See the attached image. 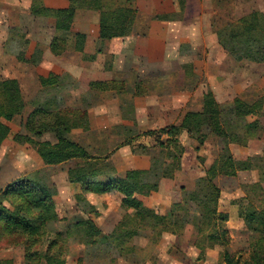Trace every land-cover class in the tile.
Segmentation results:
<instances>
[{
    "label": "trees",
    "instance_id": "1",
    "mask_svg": "<svg viewBox=\"0 0 264 264\" xmlns=\"http://www.w3.org/2000/svg\"><path fill=\"white\" fill-rule=\"evenodd\" d=\"M68 1L70 4L66 8H51L43 0H30L29 11L33 16L54 19L55 33L49 43L53 55L65 52L71 38L67 36L69 32L74 39L73 49L83 51L85 35L71 30L78 8L98 12L101 41L128 35L133 30L130 22L134 21L138 10L131 0H106V3L105 0ZM215 34L221 46L236 61L264 64V12L252 11L234 22H227L223 28H215ZM37 51L38 55L34 54ZM40 53L41 50H34L27 59H23V53L16 54V57L36 64ZM182 67L185 75L192 72L186 65ZM38 79L41 87L47 88L58 78L48 74ZM138 84L132 97L145 91L141 87L143 81L138 80ZM111 85L118 93H126L129 89L125 88L124 80L118 79L90 81L89 88L104 91ZM58 100L62 102V96ZM201 103V110L187 111L178 125L139 131L134 128L132 99L126 102L127 107H121L123 119L132 124L121 125L133 127L136 133L130 134L117 147L129 145L133 153L148 155L150 164L145 169H130L124 176L116 175L111 152L103 158L92 156L70 137L73 129H90L87 107L58 106L51 98L34 103L22 122V130L16 132L12 140L32 146L44 167L75 163L67 168L66 179L69 183H80V192L74 195L75 204L87 217L66 222L56 210L55 187L29 176L13 180L0 189V253L21 247L26 264H66L69 244L73 241L83 245L77 264H82L86 258L98 259L102 264H119L121 258L132 264H143L155 261L156 253L150 251H155L165 233L180 236L191 225L190 244L199 250L196 260L203 261L207 249L220 247V262L223 264H264V143L260 155L236 157L229 149L230 144L245 146L264 137V124L260 120L264 114V96L252 103L239 96L219 103L213 93L206 90ZM25 105L18 80L0 79V146L11 131L8 122L21 114ZM183 134L195 139L198 145H202L209 135L215 136L217 156L203 175L194 180L192 189L181 187V199L172 204L169 213L159 214L146 206L140 196L156 191L160 179L173 178L180 169ZM140 136L152 137L153 144L149 147L139 144V150H136L131 138ZM243 170H253L257 174L255 181L240 185L244 195L231 200L238 207L246 231L257 233L245 259L235 257L229 250L230 236L225 225L228 213L219 209L221 189L216 181L219 176L233 177ZM111 191L122 195L120 205L125 212L108 233L101 235V229L88 215L89 212L97 213L96 207L85 195ZM255 198L260 201V208L254 206L252 200ZM135 237L146 240V244H136L133 242ZM13 261L12 256H0V264H13Z\"/></svg>",
    "mask_w": 264,
    "mask_h": 264
},
{
    "label": "crops",
    "instance_id": "2",
    "mask_svg": "<svg viewBox=\"0 0 264 264\" xmlns=\"http://www.w3.org/2000/svg\"><path fill=\"white\" fill-rule=\"evenodd\" d=\"M0 1L3 2L0 13H2L4 19L0 22V29L6 32V37L0 34L1 47L5 46L6 41H9L8 44L10 43L7 38L12 36L11 30L13 32L14 29L20 31L21 26L24 25L21 20L25 18L27 22L30 19L38 22L37 25L33 23L32 29L27 28L28 33L25 34V38L28 39V48H26L22 57L27 59L34 52V49L40 46V59L36 64L19 59V63L30 64V67H20L17 74L12 75L18 80L22 96L23 93H29L27 91L29 88L24 80L31 79L30 76L32 77V75L35 89L41 88L38 82L39 76L46 77L48 74H53L59 78V76L65 75L72 80L74 79L76 84L66 87L64 92L65 94L73 93L81 100L83 94L89 90L90 81L109 80L114 75L132 73L136 80L143 81L141 87L145 90L142 95H135L131 98L135 118L134 128L139 131L178 125L187 111L201 110L202 96L206 90H210L219 103L221 102L218 99V90L223 91L225 98L231 94H239L246 86L240 88V84L234 83V81L243 82L244 80L247 82L250 81L251 76L237 72L238 68L241 70L244 63L246 65L264 66L262 63L251 61H236L221 46L216 34L211 29V14L213 13L211 0H186L182 19L160 25L161 32L159 34L153 31L154 25L151 24L145 34L130 33L104 41L99 39L98 12L88 9H76L71 30L83 33L86 38L83 51H75L76 54H73V59L64 53L57 56L53 55L49 50V43L55 33L54 19L52 20L49 17V23L45 26L40 20L42 17L38 18L39 20L35 19L29 11L30 0ZM145 3L150 4L152 7L156 6L154 0H145ZM44 4L51 8H66L70 3L68 0H44ZM243 4L249 6V9L239 13L240 15L237 17L257 9L264 11L262 3H258L259 8H255L256 0H242L236 6L243 7ZM136 5L139 7L138 10L149 12L146 8L142 9L140 7V0H136ZM161 10L169 13L173 8H161ZM44 37L45 40H43ZM181 47L187 50L181 52ZM2 52L6 53L4 49ZM84 53L93 55L84 59ZM186 62L193 65L192 72L188 76L185 75L182 67ZM198 75L205 81L203 87L199 83ZM189 77H192L194 81L190 86H187V78ZM172 80L174 81L172 82ZM146 83H151V86L147 85L145 87ZM116 95L119 94L116 93ZM235 96H232V98ZM120 102L121 100L118 97L113 108L114 111L112 110L111 113L105 103L97 104L95 110L98 114L103 113L97 117L98 127L125 123ZM88 118L90 124H92L93 119L90 111H88ZM128 122V124H132L130 121ZM208 138L216 141L215 136L211 135ZM207 139L202 145H198L195 139L184 134L181 136L184 145L181 167L175 172L173 178L160 179L156 191H152L147 196H140L146 206L154 209L159 214L169 213L172 204L181 199V187L191 188L193 180L203 175L205 168L217 156L216 154L205 167L195 162L196 148L198 147V150L202 149L208 142ZM254 142L260 141L253 140L245 146L230 144L229 149L232 153L260 155L262 148L256 152H251ZM110 159L117 176H124L126 171L130 169H145L150 164L148 155L133 153L129 145H121L115 148L110 154ZM39 167L36 169H39ZM237 176L242 179L240 181L243 183L253 182L257 178L256 171L253 170L238 171ZM221 178L222 176H219L217 180ZM80 186V183H66L65 192H61L66 194V197L73 200L75 204L74 195L80 192ZM220 189L219 209H223L228 213L225 225L233 242L240 232H244L246 227L243 219L239 216L237 205L232 204L231 200L243 196L244 193L238 186H225L220 187ZM85 196L96 207L97 211L104 210L103 213L109 215V218L104 220L103 227L99 222H96V218H92L101 229V235L108 233L125 212L120 205L122 195L116 191H111L98 194L88 193ZM56 197L54 199L58 201ZM76 208L78 209L77 206ZM80 212L82 218L87 217L81 210ZM189 226L191 225H188L180 236L165 233L156 245L155 261H145L143 264H195L199 250L188 243L190 237ZM136 238L142 239L141 237ZM179 241L180 246L176 245ZM135 243L137 242L135 241ZM143 243L137 244L143 245ZM218 254L219 249L216 247L207 249L205 259L200 261L199 264H215L218 260ZM67 261L68 257L66 264ZM123 261L126 262L125 264H132L130 260L123 259Z\"/></svg>",
    "mask_w": 264,
    "mask_h": 264
},
{
    "label": "rangeland",
    "instance_id": "3",
    "mask_svg": "<svg viewBox=\"0 0 264 264\" xmlns=\"http://www.w3.org/2000/svg\"><path fill=\"white\" fill-rule=\"evenodd\" d=\"M192 1V0H191ZM44 2V0H43ZM156 6H151L150 4H146L145 0H140V7L142 9L146 8L149 12L140 11L138 10L139 7L136 5V0H131V3L134 7L137 8L138 13L135 14L134 21L130 22V27L132 30L131 33H137V34H145L149 28V25H154V32L156 34H159L161 32L160 25L165 24L166 22H174L182 19L185 11V3L186 0H154ZM242 2V0H211L212 11L211 14V29L212 32L215 33L216 29L223 28L224 24L227 22H234L236 21L240 15L239 13L245 12L249 9V6H246L243 4V7L237 5L238 3ZM2 1H0V8L2 7ZM106 3V0L105 2ZM112 3V2H111ZM258 3H262V6L264 7V0H256V6L255 8H259ZM103 4V3H102ZM118 4V2L115 4V6ZM161 8H168L172 9V11L165 12L162 11ZM81 10L83 8H78V10ZM256 11L264 12L260 9H257ZM243 16V15H242ZM35 19L41 18L42 24L45 26L49 23L48 18L45 16H34ZM241 17V16H240ZM3 15L0 13V22H2ZM39 20V19H38ZM53 20V18H52ZM37 21V20H36ZM34 20H31L27 22V20L24 18V20H21V22L24 23V25L21 26L20 31H17L14 29L11 30L12 36L10 38H7L5 46H0V79L3 78H14L12 75L17 74L20 67L27 68L30 67V64H22L19 63V59H17L16 54L24 53L26 48H28V39L25 38V34L28 33L27 28L30 27L32 29L33 23L38 24ZM79 22V21H77ZM26 29V31H24ZM32 32V31H30ZM47 31L45 32V34ZM0 34L4 35L6 37L5 30L0 29ZM67 36H71V38L68 40V46L65 50L64 54L70 58L73 59V54L75 53V50L73 49V38L72 34L67 33ZM11 38H15L14 40ZM46 38L44 37L43 40ZM152 44V43H151ZM150 44V45H151ZM5 50L6 53H3L2 50ZM84 49V48H83ZM34 50H41L40 46L39 48L36 47ZM183 47H181L180 51L182 52ZM79 52V51H78ZM82 52V51H81ZM9 53V54H8ZM15 54V55H14ZM34 54L38 55V51ZM63 54V53H62ZM93 55V54H92ZM91 54H83V58H89L92 57ZM17 59V60H16ZM183 65H186V68H191V71L193 69V65L189 62L184 63ZM182 65V66H183ZM241 68V70L238 68L237 72H242L243 74H249L251 76L250 81L247 82L243 80V82H240L238 80H235L234 83H239L240 88H243L246 86L242 92L235 93L229 95L227 98L223 94L222 90H218V99L221 103L229 102L232 99V96L236 95L239 97H242L244 100L252 103L256 101L257 99L264 96V66H254V65H246ZM254 76L255 78H253ZM31 79L24 80L26 85L28 86L29 93H23V99L26 102L25 108L22 111L21 114L16 115L12 121L8 122V125L10 126V133L8 137L5 139L2 146L0 147V189L3 188L7 183L12 182L13 180H16L18 178H22L24 176H29L30 178H33V180L39 181L45 185L53 186L56 188V210L62 218L66 220V222H73L74 220L79 219L82 217V214L79 209L76 208V205L74 204L73 200H69L68 197H66V194H63L61 191L65 192V185L69 182L66 179V171L69 166H73L75 163L68 162L60 165L55 166H46L44 167L41 163V160H39V157L37 156L35 150L32 146L29 144H17L12 140L13 135L16 132H19L22 130V122L26 118L27 114L33 109V105L36 102H43L46 98H51L52 102H55L58 106L60 105H70V106H82L87 107L91 113H92V119L93 123L90 124V129L83 130L81 128L73 129L71 131L70 137L80 143L82 146H84L88 153L92 156H96L98 158H103L104 156H108L110 152H112L119 144H121L124 139H127L129 135L136 133V128L130 129L128 128L127 124L128 121L123 122L122 124L127 125H111L106 127H98V121L97 117H99L101 114L97 113V104L98 103H105L107 105V109L111 113V111H114V106L116 100H118V97L121 100L120 106H124V108L127 107L126 102L131 100L132 97V91H136L137 87L139 86L138 80H136L134 74L132 73H126L125 75H114L112 79H118V80H124L125 81V88H129L128 91L124 94L118 93L116 88L113 89L112 85L109 86L104 91H100L98 89H91L87 90L85 94H83L82 99L79 100L77 95H74L73 93L65 94L64 89L66 87H69L71 85H75V80L71 79L70 77H67L63 75L62 77L59 76L56 83L53 85L47 87V88H34L33 86V75L30 76ZM196 78V77H195ZM199 78V83H201V86H204V79ZM16 79V78H15ZM92 79V78H91ZM110 80V79H109ZM108 81V80H107ZM174 80H172L173 82ZM194 79L192 77L187 78V86H190L191 83H193ZM39 82V80H38ZM151 86V83H146V86ZM118 93L119 95H116ZM59 96H63L64 102H60ZM226 100V101H225ZM224 101V102H223ZM90 107V108H89ZM123 110V108H122ZM107 111V113H109ZM253 117H248V119H252ZM262 123L264 124V114L260 116ZM91 123V122H90ZM130 125V124H129ZM211 137V135H209ZM208 136V137H209ZM47 138L53 140V137L50 135L46 136ZM207 143L204 145V147L200 150H197L194 159L195 162L201 164L203 167L205 165L209 164L212 159L216 156L218 152V145L217 141L213 140L212 138L207 139ZM260 142H254V146L252 147L251 152H256L257 150L262 148V144L264 142V137L259 140ZM131 143L133 146H135L136 150H139L138 145L143 144L147 147L151 146L153 144V138L152 137H133L131 138ZM156 152L157 151H153ZM254 154V153H253ZM251 153L250 156H253ZM233 155L238 157L240 154L237 152H233ZM247 155V154H245ZM166 160L167 156L162 155ZM77 164V163H76ZM41 166V167H39ZM39 169H36L38 168ZM35 169V170H34ZM196 179V178H195ZM194 179V180H195ZM186 180V179H185ZM194 180L192 182V186H190L192 189L194 186ZM240 177L237 176V174L233 177H222L219 180H216L218 185L220 187H231V186H238L240 187L243 182ZM51 188V187H50ZM54 196V197H55ZM254 206H257L260 208V201L258 199H253ZM219 206V203H218ZM223 210V209H221ZM104 210L97 211V213L89 212V216L91 218H96V222L100 223L103 227V222L106 218H109V215H105ZM64 222V224L66 223ZM190 231V237L188 243L190 244L192 241L191 235L193 232V227L189 226ZM257 233H251L244 230V232H240L238 236L234 239V241H231L229 243V250L230 252L235 256H240L241 259H245L248 257V254L251 251V241L254 236H256ZM98 239V238H97ZM100 240V239H98ZM137 242L138 244L143 243V245L146 244V240H140L139 238H134L133 242ZM136 243V244H137ZM180 241L176 244L180 246ZM220 250V247H216ZM69 255L67 264H77V258L79 257V252H82L83 245L81 244H75L73 241L69 244ZM155 251L151 252V254L156 253ZM0 256H12L13 257V264H26L23 259V250L21 247H16L14 249L8 250L7 252H1ZM199 260L195 261V264H199ZM126 262L123 261V259H120L119 264H125ZM82 264H102L100 260L98 259H91L86 258L84 259V262ZM215 264H223L220 262V256L218 254V260Z\"/></svg>",
    "mask_w": 264,
    "mask_h": 264
}]
</instances>
